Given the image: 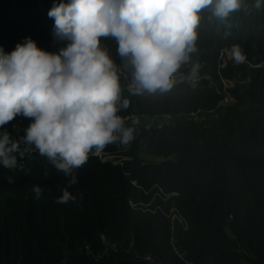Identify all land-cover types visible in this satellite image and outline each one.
I'll use <instances>...</instances> for the list:
<instances>
[{
	"label": "trees",
	"instance_id": "16d2710c",
	"mask_svg": "<svg viewBox=\"0 0 264 264\" xmlns=\"http://www.w3.org/2000/svg\"><path fill=\"white\" fill-rule=\"evenodd\" d=\"M60 2L69 0H0V47L10 53L31 37L57 52L65 45L54 40L48 11ZM209 16L202 13L198 29L195 87L181 81L165 93L132 94L130 75H121L129 100L121 116L168 114L172 121L141 126L129 146H108L104 153L117 161L90 156L68 188L75 202L55 203L69 178L38 153L18 158L22 168L0 167V264H264V11L234 14L227 39ZM233 43L248 63L222 60ZM102 45L119 64L115 40ZM224 81L238 100L215 117L208 112L218 107ZM197 112L213 117H190ZM28 122L17 117L6 127L19 138ZM33 185L43 189L39 199Z\"/></svg>",
	"mask_w": 264,
	"mask_h": 264
},
{
	"label": "clouds",
	"instance_id": "9594fccd",
	"mask_svg": "<svg viewBox=\"0 0 264 264\" xmlns=\"http://www.w3.org/2000/svg\"><path fill=\"white\" fill-rule=\"evenodd\" d=\"M218 21L231 36L236 13L264 11V0H69L48 11L54 19V40L65 46L49 52L28 37L10 53L0 47V167L16 169L18 158L38 153L66 178L55 200L75 202L68 188L79 181L76 171L90 156L110 145L129 146L134 128L120 115L129 107L122 97L121 75L131 81L132 94L165 93L176 74L190 65L192 87L202 65L193 61L199 51L202 13ZM113 38L120 63L102 45ZM225 54L236 65L248 63L242 45L233 43ZM17 117L28 120L24 135L13 138L7 125ZM138 123V121H133ZM45 176L48 172L45 171ZM8 177V183H13ZM39 199L43 189L33 185ZM82 199V196H81Z\"/></svg>",
	"mask_w": 264,
	"mask_h": 264
},
{
	"label": "built area",
	"instance_id": "2783aa9c",
	"mask_svg": "<svg viewBox=\"0 0 264 264\" xmlns=\"http://www.w3.org/2000/svg\"><path fill=\"white\" fill-rule=\"evenodd\" d=\"M221 56H222V58H223L222 60L224 62L232 61L229 57L225 58L226 57L225 50L222 52ZM182 75L186 76L187 74L184 73L183 71H180V73L176 74V81L177 82L187 81L185 79H182ZM200 80H201V78L199 79V81ZM212 84H215V83L212 82ZM232 87H233L232 81H224V87L221 91H219V93L222 95V98L218 104V107L214 111H210L208 113H213L215 115V117H217L219 109H221L222 107H226V106L235 104L237 102L238 99H237L236 95L231 92ZM204 115H206V114H203V113L200 114L199 112H197V113L191 114L190 117L193 118L194 120H199L198 118L200 116H204ZM135 118H137V116L129 115L126 117V124L129 125L130 127H133L134 131L138 130L141 127L137 123H135V124L133 123ZM172 118L173 117L171 115H168V114H164L161 116H155V117L149 119V122L147 125H145V128L146 129H151L154 127L162 128L165 124L170 123L172 121ZM111 155L112 154H108V153L103 152V153H101V155L95 156V157H99V158L103 159L104 161H108L109 157H111ZM110 161H112V160H110Z\"/></svg>",
	"mask_w": 264,
	"mask_h": 264
},
{
	"label": "rangeland",
	"instance_id": "374dc122",
	"mask_svg": "<svg viewBox=\"0 0 264 264\" xmlns=\"http://www.w3.org/2000/svg\"><path fill=\"white\" fill-rule=\"evenodd\" d=\"M225 58H228V56L226 55V57ZM228 62V61H227ZM187 69L185 70V71H183L184 73H186L187 74V71H189V69H190V65H187V67H186ZM206 118H210V117H213V114H206V115H204ZM204 116H200L198 119H202ZM204 117V118H205ZM142 119H145V121L148 123L149 122V120L148 119H151V118H144V117H142ZM139 126H144V125H142L143 123H141V122H139V123H137ZM16 129H18L19 128V123H16L15 124V126H14ZM119 158H121L120 156H117V155H111V157H109V160H114V161H117ZM144 159H146V160H150V161H154V162H160V161H162V158H156V157H149V158H146V157H144ZM156 189H158V192H157V195L158 196H166L165 195V193L163 192V190L161 189V188H159V187H156ZM172 213H174V218H177V215H178V217L180 218V216H179V214H178V212L176 211V209L175 208H173L172 209ZM180 220L182 221V222H184V220L182 219V218H180Z\"/></svg>",
	"mask_w": 264,
	"mask_h": 264
},
{
	"label": "crops",
	"instance_id": "0c3cea01",
	"mask_svg": "<svg viewBox=\"0 0 264 264\" xmlns=\"http://www.w3.org/2000/svg\"><path fill=\"white\" fill-rule=\"evenodd\" d=\"M148 120H149V119H148ZM134 121H138V123L141 122V123H143L144 126L148 124V123L145 121V119H142L141 117H137V118H135Z\"/></svg>",
	"mask_w": 264,
	"mask_h": 264
}]
</instances>
